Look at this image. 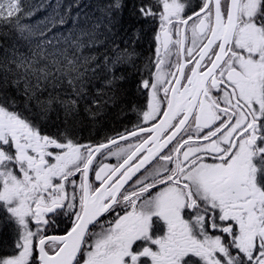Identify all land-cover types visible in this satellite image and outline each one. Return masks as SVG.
<instances>
[{
  "label": "snow or ice",
  "instance_id": "obj_1",
  "mask_svg": "<svg viewBox=\"0 0 264 264\" xmlns=\"http://www.w3.org/2000/svg\"><path fill=\"white\" fill-rule=\"evenodd\" d=\"M27 7L0 0V25L31 39ZM42 7L52 11L35 49L0 59V213L17 226L0 264H264V0L142 4L159 21L146 104L131 129L96 144L44 134L25 113L58 101L66 116L80 103L98 115L88 87L124 57L83 54L101 27L84 0ZM122 7L108 5L109 30ZM60 217L70 227L49 235Z\"/></svg>",
  "mask_w": 264,
  "mask_h": 264
},
{
  "label": "trees",
  "instance_id": "obj_2",
  "mask_svg": "<svg viewBox=\"0 0 264 264\" xmlns=\"http://www.w3.org/2000/svg\"><path fill=\"white\" fill-rule=\"evenodd\" d=\"M48 2L49 0H22V4L28 6L26 10L33 13L31 16L21 14V23L30 26L32 31L37 33L31 39L25 38L28 35L27 32L22 36L0 25V59L11 56L13 49L17 54L23 55H28L30 50L35 49L36 43L41 39L38 33L44 28L46 18L52 11L51 7H42ZM52 2L54 3L55 0ZM84 2L88 5L85 11L91 17V22L99 21L101 27L99 28L100 42L95 47L85 49L83 54L95 55L101 63L105 56L110 58L109 62L116 56L124 57L114 66L112 73L99 70L97 78L88 87L89 96L101 102L102 110L98 115L92 116L86 111L85 104L80 103L77 112L66 116L64 108L58 101H54L46 113H41L33 101L30 112L25 114L37 121L44 134L59 136L67 133L80 143L96 144L124 133L126 128L130 129L137 123V112L134 108L139 109L143 107V102L145 103V94L140 87L141 81L149 78V67L153 65L156 32L155 23L152 22L156 20L143 17L138 11L142 4L154 3V0H121L123 7L112 13L109 30L106 19L107 6L113 0H84ZM67 30V28L56 29L54 32L58 34ZM52 35L53 33H49V38ZM112 75L117 79L112 85H107L105 81ZM6 91L16 99L20 110L24 111V96L18 94L13 87H8ZM60 98L66 99L64 96ZM40 99L47 100L48 94L44 93ZM91 107L93 112L97 111L96 105ZM3 237H5L4 234L0 237V242L6 241Z\"/></svg>",
  "mask_w": 264,
  "mask_h": 264
},
{
  "label": "rangeland",
  "instance_id": "obj_3",
  "mask_svg": "<svg viewBox=\"0 0 264 264\" xmlns=\"http://www.w3.org/2000/svg\"><path fill=\"white\" fill-rule=\"evenodd\" d=\"M121 147H124V146H121ZM100 160L103 163H107L112 160L117 161V158L114 156L106 155L105 157L100 158ZM60 218L63 219V217H60ZM63 225H65L67 228L70 227V224L67 220L63 222ZM16 227L17 226L14 221L7 219V217L3 213H0V234L1 235L4 234L5 237L3 238L6 240L5 242H0V255L11 254L14 251V243L16 240Z\"/></svg>",
  "mask_w": 264,
  "mask_h": 264
},
{
  "label": "flooded vegetation",
  "instance_id": "obj_4",
  "mask_svg": "<svg viewBox=\"0 0 264 264\" xmlns=\"http://www.w3.org/2000/svg\"><path fill=\"white\" fill-rule=\"evenodd\" d=\"M121 146H124V147H126L127 146V142L126 143H123V145H121ZM107 154H105V156H106ZM107 163H110V164H115V163H117V161H115V160H112V161H110V162H107ZM59 222H60V219L58 218L57 219V221H56V225L55 226H53L54 227V229H52L51 230V232L52 233H54V232H57V230H56V226L59 224ZM60 225V224H59Z\"/></svg>",
  "mask_w": 264,
  "mask_h": 264
},
{
  "label": "bare ground",
  "instance_id": "obj_5",
  "mask_svg": "<svg viewBox=\"0 0 264 264\" xmlns=\"http://www.w3.org/2000/svg\"><path fill=\"white\" fill-rule=\"evenodd\" d=\"M107 3H109V2H107ZM96 5V4H95ZM108 7V6H107ZM100 10V9H99ZM107 11V10H106ZM97 16V15H96ZM95 19V18H94ZM13 39V38H12ZM12 44V43H11ZM6 46V45H5ZM137 49V48H136ZM136 55V54H135ZM135 61V60H134ZM137 63V62H136ZM82 110V109H81ZM84 110V109H83ZM99 125V124H98ZM105 128V127H104ZM88 129H89V127H88ZM86 131V130H85Z\"/></svg>",
  "mask_w": 264,
  "mask_h": 264
},
{
  "label": "water",
  "instance_id": "obj_6",
  "mask_svg": "<svg viewBox=\"0 0 264 264\" xmlns=\"http://www.w3.org/2000/svg\"><path fill=\"white\" fill-rule=\"evenodd\" d=\"M121 142V141H118V143ZM113 146V145H112Z\"/></svg>",
  "mask_w": 264,
  "mask_h": 264
}]
</instances>
